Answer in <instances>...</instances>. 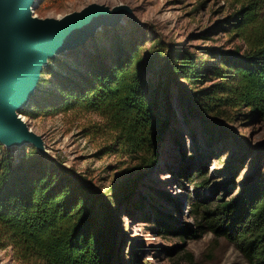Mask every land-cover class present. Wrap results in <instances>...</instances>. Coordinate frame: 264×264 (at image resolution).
<instances>
[{
    "label": "trees",
    "instance_id": "16d2710c",
    "mask_svg": "<svg viewBox=\"0 0 264 264\" xmlns=\"http://www.w3.org/2000/svg\"><path fill=\"white\" fill-rule=\"evenodd\" d=\"M237 2L240 6L224 22L242 44L210 48L201 64L184 47L163 48L150 61H137L143 47L140 33L117 28L118 23L102 26L104 37L93 35L65 50L72 61L57 58L45 65L52 88L34 93L22 112L95 111L116 133L119 146L140 154L148 167L157 163L169 129L158 98L170 80L186 82L187 109L211 139L226 136L218 118L235 110L248 109V115L264 120V0ZM157 58L163 60L159 75L167 85L153 93L149 74ZM210 80L217 81L197 88ZM14 147L0 141V246L11 245L25 264H108L119 209L112 198L117 197L92 190L83 176L32 144ZM217 206L216 228L228 235L254 236L264 251V172Z\"/></svg>",
    "mask_w": 264,
    "mask_h": 264
},
{
    "label": "rangeland",
    "instance_id": "374dc122",
    "mask_svg": "<svg viewBox=\"0 0 264 264\" xmlns=\"http://www.w3.org/2000/svg\"><path fill=\"white\" fill-rule=\"evenodd\" d=\"M93 3L130 6L132 14L126 13L116 27L143 37L137 61L148 62L163 48L184 47L196 53L201 64L209 58L210 48L242 44L224 22L240 6L237 0H38L33 15L58 19ZM97 32L94 36L104 37L105 29ZM67 54L64 51L49 61H72ZM155 60L149 74L153 93L167 85L159 75L163 60ZM43 69L35 95L52 88ZM216 81H203L197 88ZM185 83L170 80L168 89L160 90L158 104L169 119V129L153 167L146 166L140 154L124 151L116 133L95 111L76 107L33 116L24 114L23 107L19 113L43 136L44 153L83 176L92 190L117 197L112 198L113 207L119 209L110 234L108 264H264L258 239L216 228L221 213L217 205L264 172V120L248 115L245 108L220 118L209 114L227 129L226 136L211 139L187 109ZM30 101L31 97L28 105ZM0 264L25 263L9 245L0 246Z\"/></svg>",
    "mask_w": 264,
    "mask_h": 264
},
{
    "label": "water",
    "instance_id": "95a60500",
    "mask_svg": "<svg viewBox=\"0 0 264 264\" xmlns=\"http://www.w3.org/2000/svg\"><path fill=\"white\" fill-rule=\"evenodd\" d=\"M31 1L0 0V141L7 146H11L8 140L16 136L38 139L28 131L15 109L19 113L28 104L30 92L40 77L36 73L43 69H39L43 55L52 48L85 42L104 24L116 25L123 17L107 5L93 3L64 19L31 18L26 10ZM127 14L131 15V10ZM64 51L59 50L58 54ZM23 144H32L45 152L34 141L25 140L20 143Z\"/></svg>",
    "mask_w": 264,
    "mask_h": 264
},
{
    "label": "bare ground",
    "instance_id": "6f19581e",
    "mask_svg": "<svg viewBox=\"0 0 264 264\" xmlns=\"http://www.w3.org/2000/svg\"><path fill=\"white\" fill-rule=\"evenodd\" d=\"M36 1L38 2V0H32L31 2H28L27 5H26V10L27 12L29 13V17L31 18H37L33 15V8L36 6ZM90 5V4H89ZM111 9H114V10H117L119 13H120V17L121 16H124L128 11H130V6L129 5H126V4H120V5H116V6H113V7H110ZM82 10V9H81ZM79 12V11H77ZM132 12V11H131ZM75 13V12H73ZM73 13H69V14H66L58 19H64V18H67L69 17L71 14ZM105 25V24H104ZM103 25V26H104ZM93 36V35H91ZM84 43V41H82L80 44ZM72 46H66L65 48H63L64 50H68L70 49ZM63 49H50L49 51H47L42 59L39 61V69L40 67L43 68L45 65L48 64L49 62V59L50 57H54L55 55H57L59 53V50H63ZM37 77L40 76V71H37L36 73ZM34 94V89L31 90L30 92V97ZM30 97H29V100H30ZM27 101V100H26ZM26 101L23 103V106H25V103ZM18 111V108L15 109V113L17 115H19L21 121L23 124H25L28 128V131L35 135L38 139H33V138H28V139H25L24 137L22 136H16L10 140H8V142L11 143V146H17L19 147L20 146V143L25 141V140H30V141H34L36 145L39 146L40 149H44L46 150V145H45V141H44V138L42 135L38 134L36 131H34L27 122H25V117H23L20 113L17 112ZM31 143V142H30Z\"/></svg>",
    "mask_w": 264,
    "mask_h": 264
}]
</instances>
